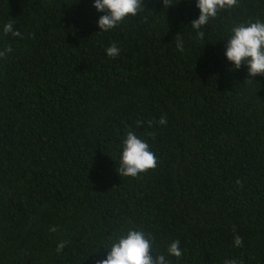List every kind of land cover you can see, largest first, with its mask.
Here are the masks:
<instances>
[{
  "label": "trees",
  "instance_id": "obj_1",
  "mask_svg": "<svg viewBox=\"0 0 264 264\" xmlns=\"http://www.w3.org/2000/svg\"><path fill=\"white\" fill-rule=\"evenodd\" d=\"M142 2L99 32L94 0H0V264H97L132 228L153 255L178 239L171 264H264V75L224 56L264 0L219 12L203 40L196 0ZM129 131L157 158L135 178L118 173Z\"/></svg>",
  "mask_w": 264,
  "mask_h": 264
},
{
  "label": "clouds",
  "instance_id": "obj_2",
  "mask_svg": "<svg viewBox=\"0 0 264 264\" xmlns=\"http://www.w3.org/2000/svg\"><path fill=\"white\" fill-rule=\"evenodd\" d=\"M162 2L163 6L167 5V8L174 5L170 3V0H162ZM237 4L238 0H196L195 7L199 10V15L190 25L196 32L197 39L203 40L204 33L200 29L207 25L210 19H215L221 11L235 8ZM142 5V0H94L93 8L98 13H104L97 21L99 32H107L117 27L126 18L137 16ZM3 33L21 37L20 31L14 30L11 22L3 25ZM175 38L177 50L182 52L184 50L183 39L180 34ZM225 41L224 56L231 63V70H238L242 65H245L249 79L257 75H264V22L238 24L231 28L230 35ZM11 51L10 47L0 50V58H4ZM105 51L109 58H115L120 54V49L115 43ZM136 123L139 126L143 122L137 121ZM166 123V118L161 117L159 124L165 125ZM148 124L151 127L152 122L149 121ZM156 165L157 158L154 152L149 149V144L139 138L135 132H127L126 138L122 141V151L119 156V176L135 178L140 174L154 170ZM236 183L239 185L240 181L237 180ZM49 231L56 232L57 229L53 226L49 228ZM109 240L110 245L105 248L108 250L107 256L97 261V264H171L166 259V255L175 258H180L182 255L178 239L168 245L166 255L161 253L153 255L155 238L142 228L139 230L132 228L126 233L122 232L118 236L109 237ZM67 243V241H60L56 251H62ZM234 246H242V238L238 235L234 237ZM224 264H243V262L230 259L226 260Z\"/></svg>",
  "mask_w": 264,
  "mask_h": 264
}]
</instances>
